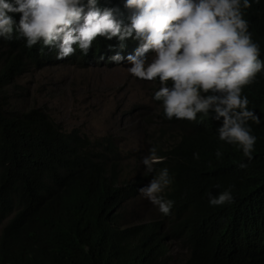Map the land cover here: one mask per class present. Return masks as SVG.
<instances>
[{
  "label": "trees",
  "instance_id": "1",
  "mask_svg": "<svg viewBox=\"0 0 264 264\" xmlns=\"http://www.w3.org/2000/svg\"><path fill=\"white\" fill-rule=\"evenodd\" d=\"M115 3L102 0L129 23L123 0ZM243 12L264 61V0ZM109 45L118 41L97 37L87 56L77 50L57 60L40 44L0 38V264H264V72L242 88L261 116L259 124L248 121L257 137L251 159L218 140L221 121L199 113L169 120L156 101L168 126L154 139L161 160L133 180L121 179V151L110 135L92 139L63 129L41 107L12 105L11 88L29 69L47 61L88 65L94 50L104 56ZM165 167L173 178L161 193L174 202L169 214L123 224V205ZM229 188L232 203L208 204V192ZM173 244L187 250L184 259L172 254Z\"/></svg>",
  "mask_w": 264,
  "mask_h": 264
},
{
  "label": "clouds",
  "instance_id": "2",
  "mask_svg": "<svg viewBox=\"0 0 264 264\" xmlns=\"http://www.w3.org/2000/svg\"><path fill=\"white\" fill-rule=\"evenodd\" d=\"M252 3L259 0H123L130 10L125 24L102 0H0V38H23L29 49L40 44L41 51L53 50L57 60L77 50L87 56L97 37L115 38L118 47L109 45L114 49L104 56L94 50L88 56L90 63L127 62L133 77L158 80L153 99L163 103L166 119L193 121L198 113L211 115L221 121L218 140L237 145L251 159L257 137L248 121L259 124L261 116L248 107L242 88L264 72L260 46L244 18L243 9ZM215 155L222 153L217 149ZM193 158L198 159V153ZM160 160L155 149H149L141 157L142 174L153 173ZM172 182L165 167L138 192L167 215L174 202L161 193ZM207 196L210 206L234 199L230 188Z\"/></svg>",
  "mask_w": 264,
  "mask_h": 264
},
{
  "label": "rangeland",
  "instance_id": "3",
  "mask_svg": "<svg viewBox=\"0 0 264 264\" xmlns=\"http://www.w3.org/2000/svg\"><path fill=\"white\" fill-rule=\"evenodd\" d=\"M128 66L127 62L83 65L47 61L17 79L16 87L11 88V102L21 109L43 108L65 130L78 129L92 139L110 135L121 151V179L133 180L143 176L141 157L157 147L155 142L161 144L154 139L168 126L158 117L162 107L153 99L159 85L133 77ZM122 212L126 225L151 221L160 213L138 191L123 205ZM171 252L181 259L187 254L177 244Z\"/></svg>",
  "mask_w": 264,
  "mask_h": 264
}]
</instances>
